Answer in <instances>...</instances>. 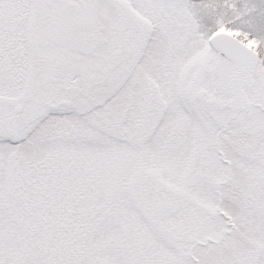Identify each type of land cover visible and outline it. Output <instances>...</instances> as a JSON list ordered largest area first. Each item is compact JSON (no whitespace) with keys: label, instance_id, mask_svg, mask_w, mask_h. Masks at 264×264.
<instances>
[{"label":"snow or ice","instance_id":"obj_1","mask_svg":"<svg viewBox=\"0 0 264 264\" xmlns=\"http://www.w3.org/2000/svg\"><path fill=\"white\" fill-rule=\"evenodd\" d=\"M0 264H264V0H0Z\"/></svg>","mask_w":264,"mask_h":264}]
</instances>
